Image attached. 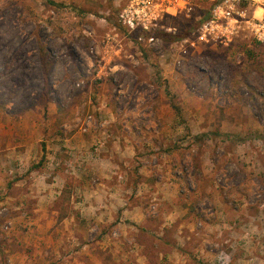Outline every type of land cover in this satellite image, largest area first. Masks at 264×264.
Listing matches in <instances>:
<instances>
[{"label":"rangeland","instance_id":"rangeland-1","mask_svg":"<svg viewBox=\"0 0 264 264\" xmlns=\"http://www.w3.org/2000/svg\"><path fill=\"white\" fill-rule=\"evenodd\" d=\"M126 2L0 0V264H264V52Z\"/></svg>","mask_w":264,"mask_h":264},{"label":"built area","instance_id":"built-area-1","mask_svg":"<svg viewBox=\"0 0 264 264\" xmlns=\"http://www.w3.org/2000/svg\"><path fill=\"white\" fill-rule=\"evenodd\" d=\"M200 0H127L120 8L118 22L135 33L137 43H145L161 53V38L155 33L163 28L161 20L166 16H189ZM208 7L199 18L193 37L184 38L181 45L191 48L229 47L241 36L253 38L264 49V0H204ZM168 31H171L169 28ZM110 36L112 39L117 36ZM180 64V60H177ZM220 90V86L215 90ZM218 90V91H219Z\"/></svg>","mask_w":264,"mask_h":264},{"label":"trees","instance_id":"trees-1","mask_svg":"<svg viewBox=\"0 0 264 264\" xmlns=\"http://www.w3.org/2000/svg\"><path fill=\"white\" fill-rule=\"evenodd\" d=\"M207 5H206V8L208 7ZM204 12H206V10ZM169 17L171 19L177 18V16H168V18ZM198 24H199V21L195 22L189 28L184 29L183 31H178V32H171V31H168V30H165V29H159L157 31V35L160 36L163 40L164 39L167 40L169 43L177 41V40H183L187 36L189 37L190 34L194 32V30L198 26ZM136 38H137V36H136V34L134 32L130 33L129 36H128V39H133L135 42H136ZM247 39H248V43L252 42V44H254V51L255 50H259V51H263L264 52L263 47L261 45H259V43L255 42L253 38L248 37ZM140 46H142L145 49L147 48L145 45H142V44H140ZM41 53H42V56H41V59H40L41 60V66H42V68L45 71H48L49 68H50V65H51V62L49 61V56L46 53V51L43 50V48H42V52Z\"/></svg>","mask_w":264,"mask_h":264},{"label":"crops","instance_id":"crops-1","mask_svg":"<svg viewBox=\"0 0 264 264\" xmlns=\"http://www.w3.org/2000/svg\"><path fill=\"white\" fill-rule=\"evenodd\" d=\"M0 163H1V161H0ZM78 191L82 192L83 194H86L87 193V190L86 189L85 190L84 189H78ZM96 191H98V188H96ZM90 192H94V189H92ZM107 193L114 196V194H111L110 192H107ZM127 210L128 209H126V214L125 215H128L131 218L132 216L130 215V212H128Z\"/></svg>","mask_w":264,"mask_h":264}]
</instances>
